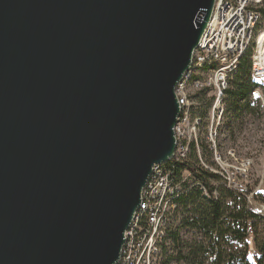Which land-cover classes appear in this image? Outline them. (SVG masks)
Instances as JSON below:
<instances>
[{
    "label": "water",
    "instance_id": "obj_1",
    "mask_svg": "<svg viewBox=\"0 0 264 264\" xmlns=\"http://www.w3.org/2000/svg\"><path fill=\"white\" fill-rule=\"evenodd\" d=\"M216 0H0V264H115Z\"/></svg>",
    "mask_w": 264,
    "mask_h": 264
},
{
    "label": "built area",
    "instance_id": "obj_2",
    "mask_svg": "<svg viewBox=\"0 0 264 264\" xmlns=\"http://www.w3.org/2000/svg\"><path fill=\"white\" fill-rule=\"evenodd\" d=\"M263 8L264 0H216L210 21L194 51L192 64L175 89L180 114L174 128L177 140L174 156L167 163L153 166L115 264H162L164 250L165 255L171 250L168 234L178 219V199L194 187L207 198L216 200L220 196V187H224L242 195L250 208L254 195L249 187L253 159L239 157L235 149L223 154L218 141L226 126V92L230 88L231 75L250 49H253L251 78L258 86L251 90L249 101L251 104L257 101L264 108ZM206 92L213 93L208 102L202 99ZM204 141L212 157L210 165L203 161ZM193 145L201 166L220 177L212 192L193 180L189 170L175 175L169 168V162L189 160ZM253 212L264 219V205L259 212Z\"/></svg>",
    "mask_w": 264,
    "mask_h": 264
},
{
    "label": "trees",
    "instance_id": "obj_3",
    "mask_svg": "<svg viewBox=\"0 0 264 264\" xmlns=\"http://www.w3.org/2000/svg\"><path fill=\"white\" fill-rule=\"evenodd\" d=\"M262 13L264 18V9ZM252 52L253 49H250L246 53L240 67L231 75L230 88L226 92L228 111L234 117L241 116L243 112L257 111L249 101L251 90L258 86L251 78ZM202 147L209 151L208 145L203 142ZM192 150L189 160L169 162V168L175 175H179L183 170H189L193 180L200 182L212 192L214 183L219 182L220 177L201 166L194 145ZM219 194L217 200L214 197L209 199L198 187H194L178 199L176 216L180 222L178 226L169 230L172 254L165 255L164 250L162 264H170L173 260L183 264H205V261L213 256L215 259L211 263L218 264L224 255L220 250L223 243L230 246V241L242 242L250 233L255 236L258 255L252 259L244 253L238 255L228 253V264H264V236L259 235V228L264 219L248 207L242 195L224 187H220ZM182 228L194 231L195 236L201 235V240L191 243L183 240L180 236Z\"/></svg>",
    "mask_w": 264,
    "mask_h": 264
},
{
    "label": "rangeland",
    "instance_id": "obj_4",
    "mask_svg": "<svg viewBox=\"0 0 264 264\" xmlns=\"http://www.w3.org/2000/svg\"><path fill=\"white\" fill-rule=\"evenodd\" d=\"M261 40L263 42L264 38L262 37ZM263 54L264 47L261 51L262 56ZM212 95L213 93L206 92L202 96V99L208 102ZM251 105L257 110L256 113L243 112L241 116L234 117L229 111H227L226 126L222 128L218 144L220 150H222L225 155L229 149H235L236 154L239 157H250L253 159V165L249 174V187L250 191L253 192L254 195L251 199L250 209L255 212H259L261 206L264 205V108L257 101H252ZM205 135L206 133L202 135L203 140L205 139ZM202 153L203 161L206 164H212L210 152L203 149ZM179 222L180 219L178 218L174 227L178 226ZM193 232L194 231H189L187 228H182L180 230V236L183 240L189 243L198 241L201 235L197 234L198 236H195L193 235ZM259 235L264 236V222L260 225ZM230 242V246H226L225 243L220 246V250L223 251L224 255L218 264H228V253L236 255H238V253H244V255H247L252 259L258 255L255 236L252 233H250V235L242 242ZM171 254L172 249L170 250L169 255ZM213 259H215L214 256L207 259L205 264H212L211 262ZM170 264H183V262L179 263L173 260Z\"/></svg>",
    "mask_w": 264,
    "mask_h": 264
},
{
    "label": "bare ground",
    "instance_id": "obj_5",
    "mask_svg": "<svg viewBox=\"0 0 264 264\" xmlns=\"http://www.w3.org/2000/svg\"><path fill=\"white\" fill-rule=\"evenodd\" d=\"M263 56H264V54H263ZM263 56H262V57H263Z\"/></svg>",
    "mask_w": 264,
    "mask_h": 264
}]
</instances>
